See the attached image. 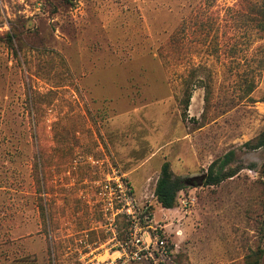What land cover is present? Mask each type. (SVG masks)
I'll list each match as a JSON object with an SVG mask.
<instances>
[{"label":"rangeland","instance_id":"1","mask_svg":"<svg viewBox=\"0 0 264 264\" xmlns=\"http://www.w3.org/2000/svg\"><path fill=\"white\" fill-rule=\"evenodd\" d=\"M263 15L264 0H0V264L107 257L95 184L152 204L168 264H264V148L246 146L264 131ZM229 151L233 178L191 184ZM166 163L186 185L174 208L155 196Z\"/></svg>","mask_w":264,"mask_h":264},{"label":"built area","instance_id":"2","mask_svg":"<svg viewBox=\"0 0 264 264\" xmlns=\"http://www.w3.org/2000/svg\"><path fill=\"white\" fill-rule=\"evenodd\" d=\"M95 206L111 228V241L107 257L90 259L93 249L84 244L79 249L80 259L91 264H168L175 255L172 232L167 225L156 220L152 204L141 206L131 184H95ZM122 220L125 239H118L116 223ZM180 234V231L175 232ZM95 259V260H94Z\"/></svg>","mask_w":264,"mask_h":264},{"label":"trees","instance_id":"3","mask_svg":"<svg viewBox=\"0 0 264 264\" xmlns=\"http://www.w3.org/2000/svg\"><path fill=\"white\" fill-rule=\"evenodd\" d=\"M264 17V15H263ZM189 87L194 85V82L188 83ZM193 90V89H192ZM191 88L187 90V96L184 99L185 107H189L191 99ZM247 147L258 149L264 148V131L254 140L246 143ZM235 156L234 151H229L223 157L213 161L204 176L203 180L200 181L197 178L190 180L191 184H203L204 186L218 185L227 179L233 178L237 174V168L230 166ZM38 182L39 184L45 183V175L38 168ZM42 173V176L40 174ZM186 187L185 181L179 177L173 175L170 170L168 163L164 164L162 167L161 176L157 182L155 189V196L158 203L163 208H174L177 204L178 193ZM124 224V222H123Z\"/></svg>","mask_w":264,"mask_h":264}]
</instances>
